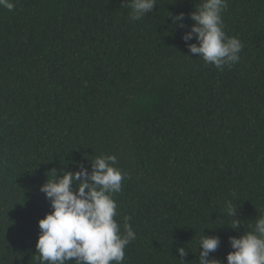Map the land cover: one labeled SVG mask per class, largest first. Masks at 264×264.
Wrapping results in <instances>:
<instances>
[{
    "label": "trees",
    "instance_id": "trees-1",
    "mask_svg": "<svg viewBox=\"0 0 264 264\" xmlns=\"http://www.w3.org/2000/svg\"><path fill=\"white\" fill-rule=\"evenodd\" d=\"M11 2L0 7V264H40L39 221L53 211L41 186L79 164L91 174L101 155L127 173L113 194L121 232L131 217L136 233L123 264H199L204 236L220 238L208 259L227 264L230 237L264 217V0H227L223 29L244 47L223 71L182 38L203 0H156L135 21L130 0Z\"/></svg>",
    "mask_w": 264,
    "mask_h": 264
},
{
    "label": "clouds",
    "instance_id": "clouds-1",
    "mask_svg": "<svg viewBox=\"0 0 264 264\" xmlns=\"http://www.w3.org/2000/svg\"><path fill=\"white\" fill-rule=\"evenodd\" d=\"M156 0H130V19H141L153 11ZM0 7L13 10L11 0H0ZM227 0H203L190 13L195 22L183 35L191 54H198L206 63L223 71L240 60L243 43L230 37L223 29L222 13ZM185 15L172 16L179 27H184ZM195 39L196 43H189ZM92 161V172L79 164V171H67L44 183L40 191L46 193L53 211L39 221L41 233L36 244L40 264H123L126 246L136 238V233L125 217L124 231L115 219L117 203L113 194L121 191L122 180L127 173L116 167L115 155L97 156ZM75 181L78 189L72 190ZM226 212L231 218L230 227L240 229L236 219L237 209L232 201H226ZM220 245L218 236H204L199 241V264H216L208 259ZM233 251L227 255V264H264V217H258L251 231L242 236L230 237ZM181 257L187 255L183 246L177 249Z\"/></svg>",
    "mask_w": 264,
    "mask_h": 264
}]
</instances>
